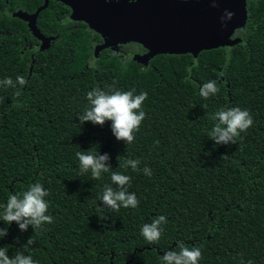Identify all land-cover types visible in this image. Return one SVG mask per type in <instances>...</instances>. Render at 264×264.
<instances>
[{
  "label": "trees",
  "instance_id": "1",
  "mask_svg": "<svg viewBox=\"0 0 264 264\" xmlns=\"http://www.w3.org/2000/svg\"><path fill=\"white\" fill-rule=\"evenodd\" d=\"M41 4L0 0V202L39 182L48 189L52 222L23 232L12 222L0 245L14 255L31 236L27 252L38 264H160L161 253L177 242L200 247L199 264H264L262 2L250 5L236 33L241 41L229 50L156 54L146 64L116 51L93 55L90 33L62 23L67 11L53 1L39 11L36 25L55 38L37 50L27 22L12 13H32ZM122 51L143 49L130 43ZM208 80L218 91L204 98L198 88ZM93 87L147 94L131 143L115 139L108 121L80 123ZM222 106L248 109L253 123L235 142L214 145L206 133ZM96 147L109 153L110 165L94 179L79 171L74 153ZM127 158L152 175L123 167ZM112 171L130 176L137 207L98 206ZM161 214V237L148 243L139 226Z\"/></svg>",
  "mask_w": 264,
  "mask_h": 264
},
{
  "label": "clouds",
  "instance_id": "2",
  "mask_svg": "<svg viewBox=\"0 0 264 264\" xmlns=\"http://www.w3.org/2000/svg\"><path fill=\"white\" fill-rule=\"evenodd\" d=\"M230 15V13H229ZM19 79V77L17 78ZM3 83L10 80L5 78ZM218 89L213 80L202 83L198 92L201 97L214 96ZM146 93L136 92L135 89L121 90L119 88L93 87L86 92L87 106L77 115L80 123L85 121L92 124L103 125L109 122L112 135L125 144L134 139L133 133L141 124L146 113L142 107ZM212 126L207 130L206 136L214 145L230 144L234 138L244 132L253 120L248 109L239 106H222L211 115ZM79 171L90 173L91 178H100L102 173H109V153L95 151H76ZM139 160L127 158L123 167H130L133 171H141L151 176V169L145 165L138 169ZM110 183L103 185L98 193V206L102 209L116 210L119 208H135L139 201L134 191L128 190L131 178L128 174L118 171L110 172ZM48 189L41 183H31L21 192H11L3 202H0V240L8 233V227L15 222L18 230L27 231L29 227L34 231L52 222V216L48 211ZM166 217L161 214L150 222L139 226V233L143 239L152 243L160 239L164 230ZM33 239L29 236L24 243L19 245L20 251L10 255L5 244L0 245V264H38L32 255L27 252ZM178 249V250H177ZM201 257L200 247H187L177 242L176 249H167L160 255V264H199Z\"/></svg>",
  "mask_w": 264,
  "mask_h": 264
},
{
  "label": "water",
  "instance_id": "3",
  "mask_svg": "<svg viewBox=\"0 0 264 264\" xmlns=\"http://www.w3.org/2000/svg\"><path fill=\"white\" fill-rule=\"evenodd\" d=\"M61 1L71 6L69 19L83 20L104 37V42L94 47V55L104 47L133 41L147 49L144 54L131 55L132 60L141 64H146L156 54L192 53L196 56L201 50L217 47L229 50L239 42V38L230 36L244 25L246 18L245 0H205L202 4L199 2L198 7L184 9L186 13L182 11V17L173 24L169 23L168 15L156 21L152 9L137 6L92 9L87 7L89 0H78L76 4ZM46 5L47 0H44L32 13L22 10L12 13L27 22L32 35L39 40L37 50L49 47L55 38L41 33L36 25V17ZM222 81L224 78L220 76L218 82Z\"/></svg>",
  "mask_w": 264,
  "mask_h": 264
},
{
  "label": "flooded vegetation",
  "instance_id": "4",
  "mask_svg": "<svg viewBox=\"0 0 264 264\" xmlns=\"http://www.w3.org/2000/svg\"><path fill=\"white\" fill-rule=\"evenodd\" d=\"M43 1L44 0H42V3H43ZM49 1L55 2L56 5L61 6L63 9H65L67 11V13L65 14V18L62 19V23H65V24L69 23V24H72L74 26L83 27L85 30H87L90 33V38L93 41L91 52L94 55V47L96 45L102 44L104 42V37L99 32L95 31L94 29L89 28L88 25L83 20H81V19H69V15L72 11L71 6L69 4H67L61 0H47V5H48ZM70 1H72L74 4L79 3L78 0H70ZM81 1H83V0H80V2ZM89 1H90V3H86L88 5L87 7L92 8V9L104 8V7L123 9L124 7H127V6L128 7L137 6V7H140L142 9H152V12L154 13L153 17L156 19V21L157 20L160 21L162 16L168 15L169 23L173 24L178 19H180L182 17V15H181L182 11H184L186 13V11L184 9L190 8V7H198L199 2H201V4H202V3H204L205 0H89ZM257 1L262 2V8L259 7V8H257V10H264V0H245V11H246L245 22L249 19V13L252 10L250 5L256 3ZM245 22H244V25H245ZM244 25L238 29H235L233 34L230 36V38H236L237 37V38H239V42H240L241 41L240 37L236 33H238L240 30H242ZM46 35H48V34H46ZM130 43H136V42L126 41L123 43L121 42V43L115 44V45L110 46V47H104L103 49H101L97 53V55L102 51H105L107 53H109L111 51H116V52H119L120 55H122L123 57L130 56L133 53L144 54L147 52V49H145L141 44L137 43L142 47L143 51L142 52H127V54H126L122 50L127 49L128 44H130ZM180 54H191L192 55V53H180Z\"/></svg>",
  "mask_w": 264,
  "mask_h": 264
}]
</instances>
